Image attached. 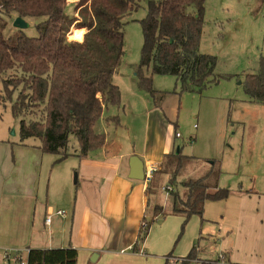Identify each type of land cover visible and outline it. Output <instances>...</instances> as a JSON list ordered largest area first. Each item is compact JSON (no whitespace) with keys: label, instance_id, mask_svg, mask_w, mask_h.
Here are the masks:
<instances>
[{"label":"rangeland","instance_id":"rangeland-1","mask_svg":"<svg viewBox=\"0 0 264 264\" xmlns=\"http://www.w3.org/2000/svg\"><path fill=\"white\" fill-rule=\"evenodd\" d=\"M138 1L140 7L124 18L125 54L113 77L120 89V101L118 104H108L96 120L94 130L104 133L106 142L102 148L92 151L88 158L101 160L107 153L129 151L145 163L149 161L157 165L165 153L177 147H181L184 155L196 157L194 164L190 163L180 175H176L175 183L170 182L171 177L166 172H159L149 182L142 220H152L154 227L149 245L145 248L148 252L153 248L156 252L169 250L173 253L177 247L183 248L182 236L190 227L184 221L180 225L175 224L179 219L177 217L184 216L174 213V193L166 187H173L180 199H187L188 189L182 181L190 175L200 176L202 171L210 169L211 162L216 161L222 170L219 176L221 187H254L255 184V188L264 194V103L251 100L245 91L248 75L258 73L264 62V0H205L199 50L216 56V73L220 75V80L202 91L182 90L176 84L175 76L152 74L151 67H145L142 72L145 78H150L152 94L140 85L137 74L144 41L140 20L146 16L148 9V0ZM1 19L8 18L0 15ZM24 30L29 36L37 35L34 21H30L29 27ZM3 91L0 82V93ZM17 95L18 91L14 90L10 99L0 101V136L20 141V120L12 112V102ZM177 132L180 136L176 135ZM254 137L261 141L255 142ZM26 142L29 144L39 140L31 138ZM48 155L51 162L58 159L57 155ZM127 158L125 160L129 162L130 157ZM81 162L76 155L54 162L51 168H56L51 175V191L60 194L65 190L75 198L81 183L82 198H87L86 202L92 208L90 216L96 221L90 217L93 232L100 221L101 225L105 221L109 207L107 198L122 199L126 192L123 180L130 178L124 171L115 175L107 170H80ZM58 173L61 184L56 186L55 176ZM254 176H259L256 182ZM109 189H113L110 194ZM255 200L258 201L257 198ZM156 206H162V212L154 217ZM260 212L264 215V203ZM101 225L95 234H90V237L95 235L92 243L97 246V251L90 254L80 251V264H100V259L92 261L94 253H102L103 248L110 247L112 233L108 232L109 223L104 224L103 232ZM212 225L217 229V224ZM70 228L66 230L68 236ZM263 230L264 226L257 235L254 234V244L247 249L255 257L254 263L259 264H264ZM56 234L46 230L44 236L56 237ZM87 239L88 236L82 233L78 242L83 244ZM95 239L99 243H94ZM198 240H201L197 241L201 245L198 256L211 258L212 264H221L224 252L219 248L220 239L214 237L210 242ZM101 242L106 247H100ZM160 242L164 244L158 246ZM204 251L208 254H204ZM26 256L27 253L23 252L24 260ZM5 260L4 255L0 254V264ZM185 264L194 263L187 261Z\"/></svg>","mask_w":264,"mask_h":264},{"label":"trees","instance_id":"trees-1","mask_svg":"<svg viewBox=\"0 0 264 264\" xmlns=\"http://www.w3.org/2000/svg\"><path fill=\"white\" fill-rule=\"evenodd\" d=\"M204 3L148 0L147 14L140 20L144 41L137 74L140 85L151 94L150 78L142 72L145 67H151L152 74L175 76L182 90L202 91L220 80L216 56L199 50ZM139 7L138 0H0V15L8 18L0 20V82L4 88L0 101L18 91L12 112L20 120L21 144L38 139L42 152L57 155L58 160L71 155L85 159L105 145L106 135L96 132L94 124L108 104L120 101L113 77L125 54L124 18ZM17 16L34 21L37 35L13 27ZM81 28L85 29L83 39ZM247 79V95L264 103V62ZM176 150L165 154L150 181L166 172L175 183L176 175L196 162L181 147L179 153ZM221 172L219 163L213 161L200 176H188L182 181L188 189L185 200L169 186L174 193V213L183 215L186 222L194 214H203L206 201L227 199L231 190L219 185ZM161 212L162 206H156L155 215ZM151 224L152 220H142L133 251L140 249ZM193 256L191 251L182 263ZM77 263L78 250L73 246L28 248L27 264Z\"/></svg>","mask_w":264,"mask_h":264},{"label":"crops","instance_id":"crops-1","mask_svg":"<svg viewBox=\"0 0 264 264\" xmlns=\"http://www.w3.org/2000/svg\"><path fill=\"white\" fill-rule=\"evenodd\" d=\"M78 30L83 31V39L85 29ZM254 141L261 140L254 137ZM132 155L135 154L124 151L107 153L101 160L88 157L83 160L79 158L80 161L86 162L83 165L81 162L80 170H107L115 175L124 171L127 175L130 172V166L125 158ZM49 158L48 153H43L39 148L38 142L21 144L17 138L0 136V254L2 255L6 251L12 254L14 251L23 252L28 248L68 246L75 247L78 254L82 250L89 254L97 251L95 250L97 246L92 243L95 235L90 237V234H95L101 221L92 232L93 224L89 221L90 217L92 218L90 216L92 208L87 204V198H82L81 183L75 198L69 196L65 190L60 194L51 191V175L53 169L56 168L55 166L51 168V166L59 160L54 159L51 162ZM163 159L157 164L158 168ZM146 163L144 162L145 169L148 165H154L149 161ZM127 178L130 177L127 175ZM254 178L256 182L259 176H254ZM130 180L134 179L123 180L126 192L122 199L119 198L120 200L117 201L112 197L107 198L109 207L101 226L103 232L104 224L108 222V232L111 231L112 234H110V247L107 248L106 244L101 242L100 247L104 245L106 248H103L102 253L96 252L100 264H164V261L165 264L167 261L172 264L182 261V257L187 256L191 251L194 256L190 261L194 264H201L204 260L212 261V259H202L198 256L201 253L199 243L201 240L198 239H206L210 242L214 237L220 239L219 248L224 252L227 260L232 263L259 264L254 263L255 257L247 250L254 244V234L257 235L258 230L264 226V215L260 212V207L264 203L262 196L264 194L256 189L255 184L254 187L241 185L231 188L227 199L206 201L203 214H194L186 222L185 217H177L179 219L176 225L184 221L190 227L189 231L185 232V236H182L183 248H186L184 251L183 248L177 247L173 253L169 250L156 252L153 248L148 252L145 246L149 245L148 240L153 233L154 226L151 224L146 240L135 252L129 248L134 246L138 237L151 181L144 179L140 182H132ZM60 184L61 179L58 173L55 176V185ZM108 192L112 193L113 189H109ZM256 198L258 201L255 200ZM58 210L65 211V215H57ZM48 215L51 216L50 224L45 221ZM158 215L154 212V217ZM94 222L96 223L95 220ZM213 223L217 224V229H214ZM69 227L71 228L68 236L66 230ZM46 230L57 233L56 237L49 235L45 237ZM82 233L88 236V239L83 244H79V236ZM96 242L99 243L98 239L94 240V243ZM159 244L158 246H161L164 242ZM204 254L207 255V251H204ZM77 264H80L79 259Z\"/></svg>","mask_w":264,"mask_h":264},{"label":"water","instance_id":"water-1","mask_svg":"<svg viewBox=\"0 0 264 264\" xmlns=\"http://www.w3.org/2000/svg\"><path fill=\"white\" fill-rule=\"evenodd\" d=\"M13 26L15 28L24 29L29 27V22L21 16L15 17L13 20ZM177 153L180 152V147H177ZM130 172L129 177L137 180H144L146 178L144 161L137 155H132L129 159ZM98 253H94L92 261H96Z\"/></svg>","mask_w":264,"mask_h":264},{"label":"built area","instance_id":"built-area-1","mask_svg":"<svg viewBox=\"0 0 264 264\" xmlns=\"http://www.w3.org/2000/svg\"><path fill=\"white\" fill-rule=\"evenodd\" d=\"M176 135L180 136V133L177 132ZM156 169H157V165H148L146 167V169H145V171H146V178L145 179L151 180V176H152L151 174ZM165 189H170V187L168 186ZM57 214L65 215V211L58 210ZM45 221H46L47 224H50L51 216L48 215L46 217ZM129 249L133 250V247L131 246ZM23 252L27 253L28 249H26ZM23 252L22 251H14L11 254V253L6 251L5 254H4V257L6 258V260L4 261L3 264H27V256H26V260H24L23 257H22V253ZM122 252H124V250H122ZM221 264H250V263H232L231 261L227 260L224 255H222V263Z\"/></svg>","mask_w":264,"mask_h":264}]
</instances>
